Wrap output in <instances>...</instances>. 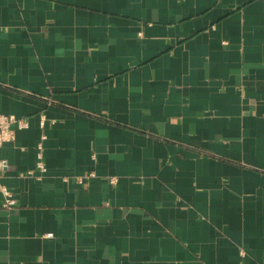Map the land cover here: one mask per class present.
<instances>
[{
    "label": "crops",
    "instance_id": "crops-1",
    "mask_svg": "<svg viewBox=\"0 0 264 264\" xmlns=\"http://www.w3.org/2000/svg\"><path fill=\"white\" fill-rule=\"evenodd\" d=\"M0 113V264H264L263 0H0Z\"/></svg>",
    "mask_w": 264,
    "mask_h": 264
},
{
    "label": "built area",
    "instance_id": "built-area-1",
    "mask_svg": "<svg viewBox=\"0 0 264 264\" xmlns=\"http://www.w3.org/2000/svg\"><path fill=\"white\" fill-rule=\"evenodd\" d=\"M264 1V0H263ZM40 125L43 126V120H41ZM28 127V124L24 120H19L14 116H7L0 113V146L5 143H11L15 141V133L19 130H24ZM44 139V138H43ZM41 144L38 146V150L41 151ZM37 169L41 173H45L46 169L43 167L41 161V155L37 156ZM5 163L0 161V191L3 198V206L4 208L11 209L16 206V200L13 194L2 185L1 180L3 177ZM116 180H111V183L114 184Z\"/></svg>",
    "mask_w": 264,
    "mask_h": 264
}]
</instances>
